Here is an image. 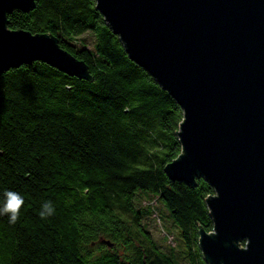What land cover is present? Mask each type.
<instances>
[{"label":"trees","instance_id":"obj_1","mask_svg":"<svg viewBox=\"0 0 264 264\" xmlns=\"http://www.w3.org/2000/svg\"><path fill=\"white\" fill-rule=\"evenodd\" d=\"M34 2L7 27L58 38L91 81L40 62L0 75V199L12 190L25 200L15 225L0 216V264H175L142 230L137 192L163 202L189 264H207L198 238L213 232L206 200L215 192L202 178L191 186L164 172L182 151V109L129 59L95 0ZM87 33L92 51L65 42ZM48 200L55 214L41 219Z\"/></svg>","mask_w":264,"mask_h":264},{"label":"water","instance_id":"obj_2","mask_svg":"<svg viewBox=\"0 0 264 264\" xmlns=\"http://www.w3.org/2000/svg\"><path fill=\"white\" fill-rule=\"evenodd\" d=\"M95 3L129 59L182 109V151L164 172L191 186L202 178L215 192L206 200L213 232L198 238L205 262L264 264V0ZM34 8L0 0V75L40 62L91 81L58 38L7 27L13 11Z\"/></svg>","mask_w":264,"mask_h":264},{"label":"rangeland","instance_id":"obj_3","mask_svg":"<svg viewBox=\"0 0 264 264\" xmlns=\"http://www.w3.org/2000/svg\"><path fill=\"white\" fill-rule=\"evenodd\" d=\"M65 42L74 46L76 50L85 48L92 51L96 40L92 34L87 33L75 41ZM134 208L141 213L140 226L150 235L155 247L175 264H189L180 231L171 221L169 211L159 197L147 192H137Z\"/></svg>","mask_w":264,"mask_h":264},{"label":"clouds","instance_id":"obj_4","mask_svg":"<svg viewBox=\"0 0 264 264\" xmlns=\"http://www.w3.org/2000/svg\"><path fill=\"white\" fill-rule=\"evenodd\" d=\"M25 200L23 195L17 191L5 190L0 199V216H6L9 225H15L20 217L21 208ZM55 214V207L51 200L45 201L40 206V218L46 219Z\"/></svg>","mask_w":264,"mask_h":264}]
</instances>
